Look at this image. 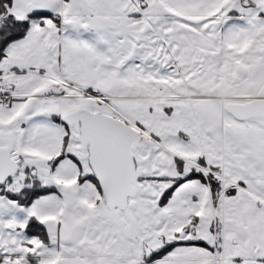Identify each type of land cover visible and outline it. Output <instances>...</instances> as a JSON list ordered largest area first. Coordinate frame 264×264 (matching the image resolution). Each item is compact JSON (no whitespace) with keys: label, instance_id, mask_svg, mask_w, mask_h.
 <instances>
[{"label":"snow or ice","instance_id":"6c2138e0","mask_svg":"<svg viewBox=\"0 0 264 264\" xmlns=\"http://www.w3.org/2000/svg\"><path fill=\"white\" fill-rule=\"evenodd\" d=\"M0 264H264V0H0Z\"/></svg>","mask_w":264,"mask_h":264}]
</instances>
